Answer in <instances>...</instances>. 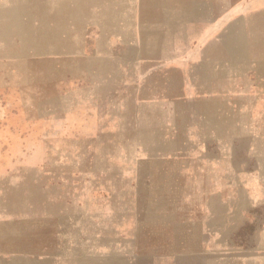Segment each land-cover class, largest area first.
<instances>
[{
    "label": "rangeland",
    "instance_id": "374dc122",
    "mask_svg": "<svg viewBox=\"0 0 264 264\" xmlns=\"http://www.w3.org/2000/svg\"><path fill=\"white\" fill-rule=\"evenodd\" d=\"M78 1L88 12L71 13V1H64L59 3L58 13H49L39 11L40 0H28L25 6L31 11L15 13L14 43L0 44V233L14 232L17 246L24 241H47L60 228L68 235L65 240L86 244L99 231L84 218L94 211L104 213L110 220L107 223L119 231L141 224L137 232L145 245L151 242L157 214L189 206L196 217L207 210L208 215L227 214L233 221L228 227L224 222L222 235L209 238L206 246H235L232 233L250 221V153L262 151L264 142L243 138L220 142V195L207 188H150L145 184L150 168L167 164L134 156L138 146L149 150L151 141L135 140L122 122L135 117L136 99L148 100L155 93L170 99L183 94L185 74L197 69L182 67L184 60L199 48L215 52V45L199 46L195 40L215 19L221 21L224 41L218 69L222 72V100L233 107L224 104V116L234 113L235 107L240 122L249 112L251 118L262 116L264 71L257 69V62L235 59L238 55H264L262 10L238 11L237 6L250 4V0ZM107 8L111 13L104 11ZM72 16L82 18L79 22L87 17L95 22L106 18L111 22L127 19L128 24L136 21L142 42L109 46L40 42V26L44 33L53 22L65 28ZM232 37H239L234 39L238 43H232ZM52 47L57 48L56 55H48ZM139 64L141 77L135 75ZM207 80L214 85V76ZM141 113L149 116L150 109L142 107ZM218 160L213 157L205 165L192 163L191 183L208 181L213 175L199 174L195 167L209 172L214 165L220 168ZM137 166L139 187L130 188L128 182L135 180L132 170ZM219 208H223L221 213ZM116 239L111 237V242L119 243ZM241 249L239 264H250V236Z\"/></svg>",
    "mask_w": 264,
    "mask_h": 264
},
{
    "label": "crops",
    "instance_id": "0c3cea01",
    "mask_svg": "<svg viewBox=\"0 0 264 264\" xmlns=\"http://www.w3.org/2000/svg\"><path fill=\"white\" fill-rule=\"evenodd\" d=\"M64 1H71V13L88 12L87 7L82 10L78 0H40L42 8L39 11L58 13L59 3ZM26 4L28 0H0V44L14 43L15 13L28 11ZM115 6L123 10L126 8L121 4H114L113 7ZM237 9L238 11L250 9V14L254 10H262L261 19L264 21V0H250V4L239 5ZM104 11L111 13L110 8ZM80 19L82 18L79 16L70 17V21L65 23V28L56 26L53 22L45 27L46 33L40 26V42L51 46L67 43L84 44L85 42L103 43L108 46L117 42L137 45L142 42V37L137 32L136 21H130L128 24L127 19L111 22L109 18H106L102 22H95L89 21L87 17L79 22ZM222 32L221 21L215 19L195 37L199 46L215 45V52L199 48L193 56L184 60L185 64L183 63L182 67L187 65L188 69L192 67L197 69L185 74L188 79L182 84L183 94L180 97L170 99L155 93L148 100L139 102L136 99L135 117L132 120L125 118L122 122L125 130L131 131L129 134H134L135 140L151 141L149 150L138 146L134 156L167 164L164 167L154 164L150 168L149 175L145 176V184H148L150 188L168 190L207 188L216 190L215 194L220 195L219 190L223 188L221 180L223 153L220 142L240 138L248 139L250 142H264V113L262 116L251 118L249 112V115L240 122L235 107L234 113L224 116L223 105L230 106V102L222 100L224 98L222 72L218 70L222 67L223 60ZM234 39L240 38H231L232 43H238ZM52 54H57V48L52 47L49 50L48 55ZM235 59L257 62V69L264 71V55L259 57L238 55ZM141 73L139 64L135 69V75L141 77ZM263 74L257 75L263 76ZM209 76L215 78L213 86L208 84ZM195 77H201L202 80L195 82ZM142 107L150 109L149 116L141 113ZM251 107H254V103ZM230 109L233 107L230 106ZM262 151L256 149L250 153L253 157V165L250 168V221L244 222L232 233L235 246H224L221 243L212 245L211 248L206 246V243L212 240H208L209 238L222 235L220 231L224 227V222L225 227L233 223L227 214L216 215L215 212L208 215L206 210L203 215L199 214L196 217L191 214L189 206L182 211L157 214L151 226V242L144 245L137 232L139 227H142L141 224L126 231H119L107 223L110 220L104 213L100 215L90 211L84 216L85 221L94 231L95 229L99 231L91 234L92 237L86 240V244H79V241L72 243L71 239L65 240L64 238L68 235L62 233L59 228L50 233L47 241H40L38 244L24 241L23 245L16 246L13 241L14 232L2 231L0 233V264H239L238 254L249 236L250 264H264V147ZM213 157L219 159L220 168L217 169L214 165V168L208 172L207 169L201 170L195 167L199 174L211 173L213 177L210 176L208 181L203 180L192 184L191 164L205 165ZM230 171L237 172L233 168ZM132 173L135 175V180L129 181L128 185L130 188H137L139 187L138 178L141 175L139 166L133 169ZM187 194L190 196L189 191ZM222 211L223 208H219V212ZM134 215L137 216L136 210ZM154 216L152 213L151 217ZM208 221L214 227L211 228ZM127 233H130V237ZM199 236H202V239ZM111 237L117 238L116 242L119 243H112ZM192 238H194L193 244Z\"/></svg>",
    "mask_w": 264,
    "mask_h": 264
},
{
    "label": "bare ground",
    "instance_id": "6f19581e",
    "mask_svg": "<svg viewBox=\"0 0 264 264\" xmlns=\"http://www.w3.org/2000/svg\"><path fill=\"white\" fill-rule=\"evenodd\" d=\"M12 6V5H11ZM9 7V6H8ZM14 7V6H13ZM4 10V9H3ZM15 18V17H14ZM11 20V19H10ZM19 20V19H18ZM5 22V21H4Z\"/></svg>",
    "mask_w": 264,
    "mask_h": 264
}]
</instances>
